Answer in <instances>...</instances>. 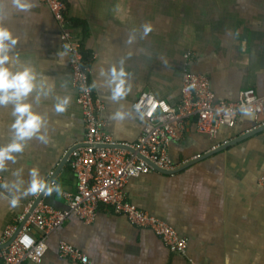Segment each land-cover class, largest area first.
Masks as SVG:
<instances>
[{
	"label": "crops",
	"instance_id": "1",
	"mask_svg": "<svg viewBox=\"0 0 264 264\" xmlns=\"http://www.w3.org/2000/svg\"><path fill=\"white\" fill-rule=\"evenodd\" d=\"M65 1L73 31L91 63L95 98L103 106V130L119 146H134L142 134L144 121L133 109L137 97L146 91L178 105L186 68L210 79L216 100L236 101L247 89L264 97V0ZM20 2L31 7L0 0V26L18 38L9 66L14 71L31 66L38 88L44 79L51 88L39 102L33 99L35 92L28 98L45 116L42 131L50 142L33 138L16 154L17 162L0 171L2 182H9L0 194V236L7 226L20 228L26 208L39 196L24 193L32 167L54 181L43 202L66 209L62 193L76 191V177L61 163L85 132L60 28L39 0ZM146 26L151 27L147 34ZM113 66L126 73V95L116 99L112 89L118 81L110 83ZM65 97H70L68 108L57 113L54 104ZM11 108L0 107V145L13 136ZM254 129L255 117L249 113H241L233 128L221 127L215 136L198 133L190 120L169 146L174 163H189L170 175L155 171L132 178L126 186L129 202L187 240L185 257L171 253L151 231L100 206L92 223L71 215L51 233L40 264H75L59 256L61 241L81 250L91 264H264V187L259 184L264 131L241 139ZM195 156L198 159L192 160ZM20 168L23 171L14 175ZM13 181L22 186L17 189ZM17 196L19 204L13 207L10 200ZM34 233L42 235L36 229Z\"/></svg>",
	"mask_w": 264,
	"mask_h": 264
},
{
	"label": "built area",
	"instance_id": "2",
	"mask_svg": "<svg viewBox=\"0 0 264 264\" xmlns=\"http://www.w3.org/2000/svg\"><path fill=\"white\" fill-rule=\"evenodd\" d=\"M39 1L49 9L60 28V40L68 55L72 82L77 92L76 103L82 112L85 132L66 162L76 177V191L62 193L66 209H55L42 199L19 233V227L7 226L0 236V247L4 246L0 249V264H40L48 250L47 238L51 233L60 229L71 215L86 224L92 223L100 206L125 217L134 227L151 231L171 253L185 257L187 240L165 221L129 202L126 186L132 178L155 172L156 169L172 172L189 163V160L174 163L169 146L178 139V130H182L190 120L194 121L198 133L209 136H215L221 127L233 128L241 113L254 115L255 129L264 127V97L247 89L240 92L236 101L216 100L210 79L186 68L178 105L170 106L146 91L137 97L133 109L143 119L144 128L134 146L121 147L103 130L100 115L103 106L95 98L91 63L86 61L82 43L73 31L66 1ZM184 58L189 60L191 55L186 54ZM197 159V156L192 158ZM259 184L264 187V175ZM50 186H54V182ZM32 204L26 208L20 222ZM35 229L42 235L36 236ZM58 252L62 259L75 264H91L86 254L67 242H59Z\"/></svg>",
	"mask_w": 264,
	"mask_h": 264
},
{
	"label": "clouds",
	"instance_id": "3",
	"mask_svg": "<svg viewBox=\"0 0 264 264\" xmlns=\"http://www.w3.org/2000/svg\"><path fill=\"white\" fill-rule=\"evenodd\" d=\"M17 6L25 9L31 7L30 4L22 3L17 0ZM151 31L150 26L145 27V34ZM18 43V38L15 37L12 31L4 26H0V107L12 105L11 115L14 117L10 125L13 136L10 142L0 145V171L8 169L9 162L16 163L18 153L24 152L28 142L35 138L41 143L48 144L49 137L44 134L42 129L45 127V116L34 110L33 103L28 99L33 92L36 93L33 99L36 102L40 101L42 96H47L51 92L50 87H46L47 79L39 85L36 83L37 74L31 66H23L17 70H13L9 66L12 57L9 54L10 50ZM104 70H101V75H104ZM125 70L121 68L119 71L115 66L111 68V82L118 81L112 89V98L116 99L126 95ZM70 102V97L56 102L54 109L57 113H63L67 110ZM117 115H122L117 113ZM150 115V113H149ZM23 171L22 168L17 169L14 175H19ZM19 189L22 184L11 182ZM9 182L4 180L0 183V189H7ZM53 188L48 186V181L45 180L38 167H32L29 170L28 187L24 190L25 195L36 194L38 192L51 193ZM20 198L13 197L10 200L11 206L15 207L19 204Z\"/></svg>",
	"mask_w": 264,
	"mask_h": 264
},
{
	"label": "water",
	"instance_id": "4",
	"mask_svg": "<svg viewBox=\"0 0 264 264\" xmlns=\"http://www.w3.org/2000/svg\"><path fill=\"white\" fill-rule=\"evenodd\" d=\"M264 131V127H261V128H258V129H255L253 130L252 132H250L249 134L243 136L241 139H246V138H249L250 136H253L259 132H262ZM234 143V142H233ZM233 143H230L231 145ZM230 144H227L230 145ZM119 147V146H118ZM122 147V146H121ZM72 149L70 151L67 152V154L65 155L64 159H63V162L61 163V167L67 162V159L71 153ZM157 172L161 173V174H164V175H170V174H173L175 171H172V172H167V171H163V170H159V169H156ZM54 182L53 179H51L49 182H48V186L51 185V183ZM46 192H42L37 198L36 200L34 201V203L32 204L29 212L25 215L23 221H22V224L20 226V228L18 229V232L19 233L21 230H22V225H24V223L28 220V217L30 216V214L34 211V209L36 208V206L38 205V203L43 199L44 195H45ZM4 246L0 247L3 248Z\"/></svg>",
	"mask_w": 264,
	"mask_h": 264
}]
</instances>
